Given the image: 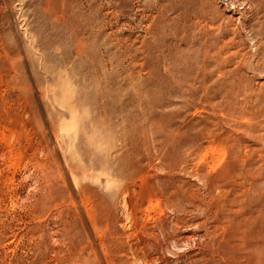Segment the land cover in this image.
<instances>
[{
	"label": "rangeland",
	"instance_id": "1",
	"mask_svg": "<svg viewBox=\"0 0 264 264\" xmlns=\"http://www.w3.org/2000/svg\"><path fill=\"white\" fill-rule=\"evenodd\" d=\"M0 264H264V0H0Z\"/></svg>",
	"mask_w": 264,
	"mask_h": 264
}]
</instances>
